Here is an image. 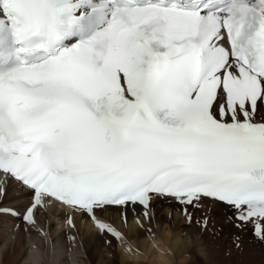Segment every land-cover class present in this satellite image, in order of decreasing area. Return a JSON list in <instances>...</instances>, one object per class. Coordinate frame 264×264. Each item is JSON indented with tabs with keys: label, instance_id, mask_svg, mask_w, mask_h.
<instances>
[{
	"label": "snow or ice",
	"instance_id": "1",
	"mask_svg": "<svg viewBox=\"0 0 264 264\" xmlns=\"http://www.w3.org/2000/svg\"><path fill=\"white\" fill-rule=\"evenodd\" d=\"M0 22V174L31 193L0 186V217L54 199L119 241L97 213L208 198L264 241V0H0Z\"/></svg>",
	"mask_w": 264,
	"mask_h": 264
},
{
	"label": "bare ground",
	"instance_id": "2",
	"mask_svg": "<svg viewBox=\"0 0 264 264\" xmlns=\"http://www.w3.org/2000/svg\"><path fill=\"white\" fill-rule=\"evenodd\" d=\"M256 118L257 120L264 118V107L260 108ZM0 186L4 187V205L8 204L6 206L23 209L31 202L30 193L20 192L19 187L10 178L0 177ZM203 204V208H198L193 212L190 206H183L176 199L155 196L150 199L146 216L145 210L138 204L130 205L124 209L126 219L121 215L122 209L120 208L110 207L103 215L100 213L97 215L130 239L132 238L130 222L134 217L139 218L143 226V230L137 229L136 239H143L149 234L144 230L158 231L167 225L173 234H186L191 238L190 243L180 244L176 247L175 264H199L200 261L202 264H217L222 252L231 253L233 251H231L229 242L234 231L230 228L227 229L228 226L223 220L227 217L222 215V211L226 209L230 217L233 216V212L228 206L208 199H203ZM45 205L42 209L37 210V223L34 226H26L21 223L17 227V221L13 218L0 217V264H23L27 239L39 236L35 230L36 227L46 229L52 242L56 245L54 256L49 258L51 264H121L120 254L117 251L119 241L108 237L105 233L101 234L96 231L87 222L85 213L65 210L48 200H45ZM185 207L190 208L191 212L184 211ZM190 213L192 214L191 219H189ZM199 216H203V218L198 219ZM69 220H71V224H69ZM195 221L198 223V227ZM58 225H60L59 230ZM219 226L221 231H217ZM243 233L245 232L242 230L240 234H246ZM106 240L111 243L107 244ZM102 241L111 246H105ZM70 247H72L71 260L69 259ZM248 248L251 247L248 246ZM109 253L112 254L111 258H109Z\"/></svg>",
	"mask_w": 264,
	"mask_h": 264
},
{
	"label": "clouds",
	"instance_id": "3",
	"mask_svg": "<svg viewBox=\"0 0 264 264\" xmlns=\"http://www.w3.org/2000/svg\"><path fill=\"white\" fill-rule=\"evenodd\" d=\"M57 227L59 230L60 225ZM142 228L139 218L134 217L130 222L132 238L120 232L121 239L117 245V251L120 254L121 264H175L176 247L190 243L191 240L186 234H173L167 225L158 231H150V234L143 239H136L137 229ZM35 230L39 236L27 239L23 264H51L49 258L54 256L56 245L46 229L36 227ZM108 255L111 258V254ZM69 259H72V247L69 248Z\"/></svg>",
	"mask_w": 264,
	"mask_h": 264
},
{
	"label": "rangeland",
	"instance_id": "4",
	"mask_svg": "<svg viewBox=\"0 0 264 264\" xmlns=\"http://www.w3.org/2000/svg\"><path fill=\"white\" fill-rule=\"evenodd\" d=\"M184 210L191 212L190 208H184ZM207 211H208V209H207ZM222 215L227 217L226 219H223L225 224L228 226L227 229L229 230V228H230L234 231L231 235V239L229 242V246L231 247V251L232 250L233 251L232 252L230 251L231 253H229L228 251H225L226 253L222 252L221 257L219 258V261L217 264H254L255 261H257L255 264H264V241L257 239L253 235L251 228L243 230L247 235L245 233H243L245 235H241L240 232L242 230H238L236 227L233 226L234 222L229 220L230 215L227 214L226 209H223ZM201 218H203V216L198 217V219H201ZM195 224L198 227V223L196 221H195ZM217 231H221L220 226L217 227ZM210 234H212V231H210ZM106 235L108 237L112 238L110 235H108V234H106ZM234 237H239V240L235 241ZM112 239H114V238H112ZM105 242L107 244L111 243V241H108V240H106ZM102 243L104 244V241H102ZM237 243L239 244V247L236 246ZM104 245L109 246V247L111 246V245H106V244H104ZM248 246L255 249V250L248 248ZM252 251H254V252H252ZM252 257L254 259H251ZM199 264H202V262L200 261Z\"/></svg>",
	"mask_w": 264,
	"mask_h": 264
}]
</instances>
